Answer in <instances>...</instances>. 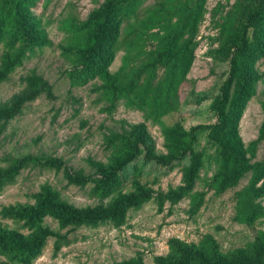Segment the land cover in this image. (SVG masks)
Wrapping results in <instances>:
<instances>
[{"label":"rangeland","instance_id":"obj_1","mask_svg":"<svg viewBox=\"0 0 264 264\" xmlns=\"http://www.w3.org/2000/svg\"><path fill=\"white\" fill-rule=\"evenodd\" d=\"M107 1L0 0L2 28L24 29L15 21L18 14L26 19L32 39L44 41L0 81V105L23 90L24 78L33 73L51 86L0 125V171L26 154L45 153L64 161L61 170L35 163L22 168L0 191V210L35 204L34 195L43 186L77 208L108 205L142 187L151 196L142 207L130 209L119 225L62 228L46 217L45 224L68 242L55 253L56 236H51L31 264H113L140 257L155 264L156 256L171 252L173 238L199 244L206 234H212L224 255L254 249L264 234V21L250 27L247 22L262 0H203L192 17L189 11L198 0H130L124 5L128 13L114 10L94 78L76 84L80 49L98 30ZM245 34L249 52L240 62L236 50ZM4 51L1 43L0 68ZM233 60L240 66L236 88L246 86L248 96L238 118L234 109L243 98L234 87L225 111L236 127L230 137L217 136L237 149L239 160L220 150L217 137L202 131L193 178L188 153L170 164L139 156L119 172L118 190L105 198L94 195L95 181L84 186L70 182L69 171L100 178L104 169L123 160L138 124L145 125L156 154L176 155L179 133L218 121L215 103ZM178 62L183 66L173 75L170 70ZM115 89L120 93L114 95ZM184 188L180 198L174 197ZM0 224L27 232L1 215Z\"/></svg>","mask_w":264,"mask_h":264},{"label":"trees","instance_id":"obj_2","mask_svg":"<svg viewBox=\"0 0 264 264\" xmlns=\"http://www.w3.org/2000/svg\"><path fill=\"white\" fill-rule=\"evenodd\" d=\"M130 0H108L100 13L101 22L98 30L92 35L91 41L86 45L83 44L81 50V64L79 74L73 76L76 84H84L96 74V62L98 58L104 56L103 44L107 30L112 25L115 18V9L119 13H128L124 7ZM203 5V0H198L196 7L189 11L192 17L198 14ZM9 13L7 18L11 19L14 16ZM23 17H26L23 15ZM19 27L24 29H4L0 26V44L3 43L5 51L2 55L0 68V81L8 79L9 75L19 66L22 65L24 59L35 51L36 46H41L44 41L40 39H32L31 32L26 27V19L21 18L18 14L15 17ZM264 21V0H262L259 9L250 14L247 22V27L255 26ZM22 22V23H21ZM1 23V20H0ZM249 37L245 34L242 38V44L236 50L237 60L243 62L244 56L249 52ZM246 59V58H245ZM232 62V73L225 80L221 89V98L215 103V110L218 115V121L211 125H198L190 131H182L178 134L176 140L175 152L173 157H165L154 152V144L148 135L144 124L134 126L135 139L128 145V155L121 161L116 160L109 170L104 169L105 173L100 178L93 175H85L82 171L68 172L67 177L71 183L86 185L90 181H95L93 187L94 195L108 197L118 190L119 172L123 170L129 163L134 161L139 156L143 155L145 161L155 160L161 164H170L175 157L183 159L188 153H192V163L189 166V176L193 178L198 169V150L196 149L199 141V135L202 131H209L213 140L218 138L220 150L223 153L235 154L234 159L239 160L238 151L235 147L224 144L217 135L225 137L231 136L233 127H236L230 119V115L226 113L225 108L228 106L229 96L234 89L238 91L241 105L239 109H234V114L239 118L241 110H243L248 90L246 86L241 89L236 88L237 80L235 72L240 66L236 61ZM192 63V54L186 64L190 67ZM183 63L178 62L172 67L170 72L175 75ZM242 68V67H241ZM86 73L85 77L83 74ZM72 75V74H71ZM27 85L20 92L14 94L11 99L0 105V125L15 118L22 110V106L27 102L38 97L43 91L51 90V86L47 81L36 73L25 77ZM114 95L119 94L120 90L115 89ZM116 96L114 97V99ZM233 103V101H232ZM239 115V116H238ZM198 158H197V157ZM197 158V159H196ZM30 163L42 165L44 167L55 168L61 170L64 167V161L61 158L53 157L48 154H26L13 159L12 165L0 171V191L3 187L13 182L21 169ZM243 166L240 165L239 171H242ZM190 188V186L188 185ZM184 188L174 195L180 198L184 192ZM36 202L28 206H13L6 205L0 210L1 217L12 219L17 223H21V227L27 229L24 232L22 229H9L0 224V255L6 259L1 260L0 264H31L34 258L38 257L46 247L51 236H56L54 241V251L59 252L61 248L68 242L67 237L50 228L45 224L46 217L56 219L61 227L68 226H92L96 227L105 223L121 224L126 218L130 209H138L145 202L150 200L151 196L148 191H144L143 187L132 192L130 195L121 196L114 202L108 205H98L96 207L77 208L67 204L61 199L60 194L54 191L51 187L43 186L39 193L34 195ZM257 211L256 209L254 212ZM251 217V216H250ZM258 241L254 245V249L238 250L237 252L224 255L216 239L212 234H206L201 242L198 243H181L173 238L170 242L171 252L166 255L155 257V264H264V234L257 238ZM259 240L261 244L258 245ZM113 264H146L142 257L138 258L137 262L121 261Z\"/></svg>","mask_w":264,"mask_h":264}]
</instances>
